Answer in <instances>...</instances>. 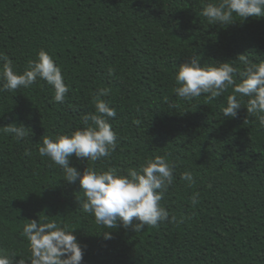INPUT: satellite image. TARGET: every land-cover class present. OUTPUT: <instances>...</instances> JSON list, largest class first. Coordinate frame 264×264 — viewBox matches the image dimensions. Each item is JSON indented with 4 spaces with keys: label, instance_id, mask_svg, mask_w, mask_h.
<instances>
[{
    "label": "trees",
    "instance_id": "16d2710c",
    "mask_svg": "<svg viewBox=\"0 0 264 264\" xmlns=\"http://www.w3.org/2000/svg\"><path fill=\"white\" fill-rule=\"evenodd\" d=\"M206 3L0 0V66L7 58L22 73L43 49L69 87L63 103L44 80L0 91V127L29 128L20 141L0 132V249L27 257L23 226L45 215L73 230L81 264H264V128L243 105L236 117L222 115L231 88L212 101L173 91L178 66L191 56L201 66L229 62L238 71L240 55L264 61V16L211 24L200 15ZM102 87L111 89L100 99L116 110L108 122L118 146L96 162L73 154L71 166L123 173L166 157L175 178L160 203L174 220L140 232L101 228L80 209L79 182L67 183L59 166L39 156L44 137L84 127L81 117L95 111ZM184 171L193 184L181 179Z\"/></svg>",
    "mask_w": 264,
    "mask_h": 264
},
{
    "label": "clouds",
    "instance_id": "9594fccd",
    "mask_svg": "<svg viewBox=\"0 0 264 264\" xmlns=\"http://www.w3.org/2000/svg\"><path fill=\"white\" fill-rule=\"evenodd\" d=\"M200 15L211 24L227 25L235 21L234 16L240 20L264 16V0H207ZM238 58L244 65L240 71L229 62L201 66L199 58L191 56L178 66L175 73L177 86L173 91L184 100L204 95L212 101L231 88L232 93L227 97L226 107L221 110L222 115L236 117L243 105L248 116L255 117L259 127L264 128V61L249 62L244 55ZM38 80L52 86L54 101L64 102L69 87L64 82L61 68L45 50L41 49L22 73L14 68L11 60L4 58L0 66V91L28 88ZM110 93V88H99L94 97L95 111L81 117L84 127L71 134L44 137L42 146L38 148L39 156L47 157L59 166L67 183L79 182L83 193V198L78 201L80 209L92 215L101 228L122 226L140 232L145 226L157 227L162 222L174 220L175 217L170 218L169 211L160 203L175 178V164L166 157L155 156L147 159L139 168H129L123 173L116 168L97 170L88 165L81 173L71 166L69 158L73 154L76 158L96 162L110 158L116 150L118 137L108 122L116 116V110L100 99ZM28 130L22 123L0 127V132L12 135L17 141L28 137ZM26 155L31 153L26 152ZM181 179L189 185L194 183L191 171L181 173ZM198 197L199 193L191 197L193 206L198 203ZM28 221L21 232L28 242V256H18L15 251L0 249V264H81L83 249L67 224L45 215L39 221ZM103 236L104 239H111L108 231Z\"/></svg>",
    "mask_w": 264,
    "mask_h": 264
}]
</instances>
